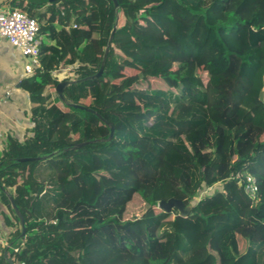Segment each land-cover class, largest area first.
Instances as JSON below:
<instances>
[{
  "label": "trees",
  "instance_id": "16d2710c",
  "mask_svg": "<svg viewBox=\"0 0 264 264\" xmlns=\"http://www.w3.org/2000/svg\"><path fill=\"white\" fill-rule=\"evenodd\" d=\"M116 1H6L38 23L40 67L21 83L31 136L0 149L13 229L0 264H264V0H171L205 29L193 55L151 0ZM115 21L102 75L67 86L62 103L56 86L99 70ZM238 173L255 178L256 202ZM171 198L190 213L158 207Z\"/></svg>",
  "mask_w": 264,
  "mask_h": 264
},
{
  "label": "crops",
  "instance_id": "0c3cea01",
  "mask_svg": "<svg viewBox=\"0 0 264 264\" xmlns=\"http://www.w3.org/2000/svg\"><path fill=\"white\" fill-rule=\"evenodd\" d=\"M7 0H0V10L8 9ZM26 60L16 49L8 44H0V149L8 136L20 141L31 136L32 122L29 113L27 93L22 89L26 79L24 65ZM264 77V66L261 67ZM9 94V95H7ZM3 214L9 216L7 208L0 199V245L10 246L13 229L6 228Z\"/></svg>",
  "mask_w": 264,
  "mask_h": 264
},
{
  "label": "built area",
  "instance_id": "2783aa9c",
  "mask_svg": "<svg viewBox=\"0 0 264 264\" xmlns=\"http://www.w3.org/2000/svg\"><path fill=\"white\" fill-rule=\"evenodd\" d=\"M38 31L39 27L36 20L29 17L25 12L9 9L0 10V44L6 43L11 48L20 52L26 60L23 68L26 78L31 77L35 73V70L40 67L38 59L40 50ZM69 70L68 67L62 68L53 75L61 78ZM236 179L250 200L256 202L258 187L255 178L248 173H238ZM213 187L214 185L203 186L197 196H205L213 190ZM13 251L16 253L17 249Z\"/></svg>",
  "mask_w": 264,
  "mask_h": 264
},
{
  "label": "rangeland",
  "instance_id": "374dc122",
  "mask_svg": "<svg viewBox=\"0 0 264 264\" xmlns=\"http://www.w3.org/2000/svg\"><path fill=\"white\" fill-rule=\"evenodd\" d=\"M149 5L154 8V18L157 19L165 32L178 44L179 48L184 52H190L192 55L196 54L205 34L202 23L192 18L185 19L183 15L186 12L183 6L175 4L171 0H151ZM259 91L261 92V99L264 102V84L259 87ZM220 187L221 183H216L211 192L219 190ZM201 197L203 196H197L195 199H192L189 205H193ZM211 249L212 247L210 246L209 250ZM198 251H203L202 247L198 248Z\"/></svg>",
  "mask_w": 264,
  "mask_h": 264
},
{
  "label": "water",
  "instance_id": "95a60500",
  "mask_svg": "<svg viewBox=\"0 0 264 264\" xmlns=\"http://www.w3.org/2000/svg\"><path fill=\"white\" fill-rule=\"evenodd\" d=\"M28 1L31 4H41L42 2L52 3V2H54L56 0H37V1L36 0H28ZM111 1L113 3L114 7L117 8L118 7L117 1L116 0H111ZM116 24H117V21H115L114 27H113L112 32H111V34L109 36V39L107 41V45H106V48H105V51H104L102 63H101V66H100L99 70L95 74H93L91 76H87V77H85L83 79H80L78 81H62L56 86V88H55L56 94H57V96L59 97V99H60V101L62 103L66 104V100H65V98L63 96V90L67 86H69V85H71L73 83H77V82H85V81L95 80V79L99 78L102 75L103 69H104V65H105V61H106V57H107V53H108V49L110 47L113 35L115 33ZM73 107L85 110V111L95 115L100 121H102L106 126L109 127L108 141H110L113 138V134H114L113 126L111 124H109L107 121H105L96 111H93V110H90V109H87V108H83V107H80V106H76V105H73ZM87 144H88L87 142L77 143V144H74L72 147L67 148L64 151H68V150H70L72 148H79V147L85 146ZM41 159H43V158L42 157H38V158H22V159H19L18 161L19 162H29V161H36V160H41ZM0 190L2 192L6 193L5 190L1 186H0ZM6 196H7L8 200H9V203L11 205V208H12L14 214L16 215V217L19 220V224H20V228H21V232H20L19 238L23 239L25 237V233H26L24 218H23L22 214L20 213V211L18 210V208L16 207L13 198L9 194H6ZM158 207L163 209V210H165V211H169L172 208H175L177 213H179L182 216H187L190 213V210H191L190 206L185 207L181 201L173 199V198H171V199H169L167 201L160 202ZM4 257L7 258L6 254H5ZM7 262H8V264H12V261L10 259H7Z\"/></svg>",
  "mask_w": 264,
  "mask_h": 264
}]
</instances>
